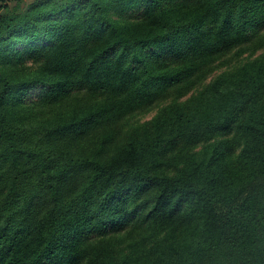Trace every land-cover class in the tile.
I'll use <instances>...</instances> for the list:
<instances>
[{
    "label": "trees",
    "instance_id": "16d2710c",
    "mask_svg": "<svg viewBox=\"0 0 264 264\" xmlns=\"http://www.w3.org/2000/svg\"><path fill=\"white\" fill-rule=\"evenodd\" d=\"M0 264H264V0H0Z\"/></svg>",
    "mask_w": 264,
    "mask_h": 264
},
{
    "label": "rangeland",
    "instance_id": "374dc122",
    "mask_svg": "<svg viewBox=\"0 0 264 264\" xmlns=\"http://www.w3.org/2000/svg\"><path fill=\"white\" fill-rule=\"evenodd\" d=\"M262 50H258L256 52L251 53V52H242L241 54H239V56H229L227 57L223 63H220L217 68L215 69V72H213V74L207 79V81L214 75H216L217 73L223 71V70H226L228 69L229 67L231 68L233 65H236L237 63H239V61H243L244 59H247V58H250V57H253V56H256L258 54H260ZM206 81V82H207ZM37 90L34 91V93H36ZM157 110V108H153L152 110H150L149 112H146V113H143V114H140V115H137L136 116V119L139 120V121H143V120H146V119H149L150 117H152L155 113V111Z\"/></svg>",
    "mask_w": 264,
    "mask_h": 264
}]
</instances>
